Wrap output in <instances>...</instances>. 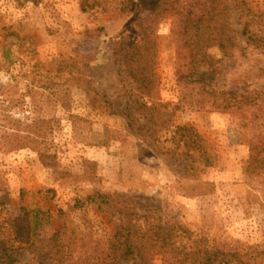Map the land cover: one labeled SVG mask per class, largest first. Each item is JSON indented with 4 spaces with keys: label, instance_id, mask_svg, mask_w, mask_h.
Returning <instances> with one entry per match:
<instances>
[{
    "label": "rangeland",
    "instance_id": "obj_1",
    "mask_svg": "<svg viewBox=\"0 0 264 264\" xmlns=\"http://www.w3.org/2000/svg\"><path fill=\"white\" fill-rule=\"evenodd\" d=\"M225 3L237 47L225 58L208 51L221 71L214 88L262 90L264 50L242 32L264 37V0ZM152 18L143 0H0V264H48L51 242L73 230L110 239L115 220L92 202L97 192L125 195L139 213L157 211L212 246L264 245V172L247 171L236 114L202 108L197 91L181 100L175 16L153 29L158 96L181 107L175 124L194 129L190 151L213 166L198 163L196 179L183 177L177 156H161L135 132L129 104L139 92L116 45L139 42ZM37 211L43 227L34 231Z\"/></svg>",
    "mask_w": 264,
    "mask_h": 264
},
{
    "label": "trees",
    "instance_id": "obj_2",
    "mask_svg": "<svg viewBox=\"0 0 264 264\" xmlns=\"http://www.w3.org/2000/svg\"><path fill=\"white\" fill-rule=\"evenodd\" d=\"M143 1L152 9V22L140 24L139 42L122 37L116 45L125 72L139 92L137 97H130L129 104L130 111L138 117L133 123L138 137L155 147L161 156H177L180 167L184 168L183 177L196 179L198 163L213 166L209 156L202 153L196 158L190 151L194 129L175 124L174 118L181 107L164 103L158 96V44L153 29L157 19L175 16L179 19L175 31L179 42L176 77L182 88L181 100H187L189 93L193 95L197 91L202 108L212 102L215 110L236 114L240 140L250 152L247 171L264 172V88L242 94L226 93L219 92L217 84L215 88L213 84L221 71L219 61L208 51L216 49L225 58L231 57L237 47V32L230 22L227 0ZM242 35L248 45L264 50V37L253 33L249 26ZM162 141L170 142L171 148L160 147ZM39 157L44 162L49 158L43 153ZM92 202L115 220L114 234L103 241L91 235L85 239L73 230L68 239L51 242L45 251L48 264H154L157 259L165 264H264V245L231 248L217 243L209 245L206 237L193 239L194 233L168 221L157 211L139 213L135 203L121 194L97 192ZM33 224L34 231L43 227L38 211Z\"/></svg>",
    "mask_w": 264,
    "mask_h": 264
}]
</instances>
